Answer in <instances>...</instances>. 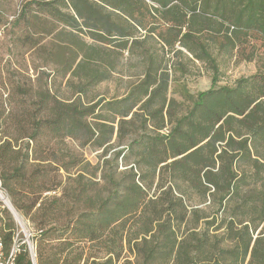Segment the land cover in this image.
<instances>
[{
	"label": "trees",
	"instance_id": "trees-1",
	"mask_svg": "<svg viewBox=\"0 0 264 264\" xmlns=\"http://www.w3.org/2000/svg\"><path fill=\"white\" fill-rule=\"evenodd\" d=\"M12 25L72 91L0 94V182L33 212L36 264H264V73L187 95L186 110L169 97L182 58L209 65L214 85V49L264 39V0H27ZM124 52L141 68L124 96L89 99ZM0 222L8 253L14 228ZM14 264H32L25 245Z\"/></svg>",
	"mask_w": 264,
	"mask_h": 264
},
{
	"label": "rangeland",
	"instance_id": "rangeland-1",
	"mask_svg": "<svg viewBox=\"0 0 264 264\" xmlns=\"http://www.w3.org/2000/svg\"><path fill=\"white\" fill-rule=\"evenodd\" d=\"M27 0H0V94L3 99L6 97L5 89L10 90L11 86L15 84L32 87L34 91L47 84L52 93H56L61 89V94L64 96L72 95L71 90H65L64 85L66 78L59 77L53 72L54 66L45 59V55L30 49L29 42H22L24 37L29 34L23 25L13 27L14 19L20 14L24 4ZM42 36V35H41ZM38 38V36H33ZM86 42L90 39L85 37ZM51 36L42 37L39 39V45L49 44ZM187 55V53H185ZM213 55L216 59L219 73L217 80L212 85L213 75L209 69V65L196 61L187 55L188 60L181 59L182 63L187 67V74L185 76L176 73V79L171 84L169 89V97L181 102L183 110L190 106V101L187 95L195 97L199 92L207 91L214 86L218 87H235L237 82L242 78H247L257 73H264V39L256 34H251V38L246 43L238 45L232 53L226 54L225 52L214 49ZM126 52L123 53L121 65L118 67L117 72L113 73L112 77L103 83H100L95 88L91 89L87 96L92 98L99 96V98L112 99L121 98L126 93L131 82L135 80V74L141 70L140 66L136 67L138 58L134 56L131 61L127 59ZM135 65V67H134ZM43 72V75L41 74ZM3 94V95H2ZM70 153H74L78 158L85 159L92 166L99 161V156L102 150H97L91 146L80 147L79 144L72 140L65 141ZM116 146V142L113 143ZM50 151H54L56 155L65 153L64 147L61 145L50 144ZM122 148V146H121ZM49 151V153H50ZM91 171L90 168H88ZM71 172H75L73 169ZM58 179L65 176L63 171H60ZM54 174H52L53 176ZM63 180V179H62ZM0 194L5 198L10 206L21 217L27 221L28 228L34 233L38 228L31 222L30 215L25 216L18 210L12 198L7 191L3 189L0 182ZM53 196V192L45 193L43 196ZM198 201V200H197ZM196 201V202H197ZM0 218L4 219L6 223L11 225L14 229L21 227L15 223L11 212L8 210L4 201L0 197ZM1 225V222H0ZM35 250V237L32 240ZM75 247L79 245H74ZM85 245V256L90 254ZM126 253V251H124ZM66 256V255H65ZM64 257V256H63ZM133 260V258H132ZM36 264V262H35ZM80 264H85L84 261Z\"/></svg>",
	"mask_w": 264,
	"mask_h": 264
},
{
	"label": "built area",
	"instance_id": "built-area-1",
	"mask_svg": "<svg viewBox=\"0 0 264 264\" xmlns=\"http://www.w3.org/2000/svg\"><path fill=\"white\" fill-rule=\"evenodd\" d=\"M17 213V212H16ZM18 218H14L16 224H18L21 229H14L12 234V243L8 253H5L3 242L0 238V264H14V256L18 252L20 245H25L32 264H35V250L32 243L35 237V232L33 233L27 226V221L17 213Z\"/></svg>",
	"mask_w": 264,
	"mask_h": 264
},
{
	"label": "bare ground",
	"instance_id": "bare-ground-1",
	"mask_svg": "<svg viewBox=\"0 0 264 264\" xmlns=\"http://www.w3.org/2000/svg\"><path fill=\"white\" fill-rule=\"evenodd\" d=\"M1 199L4 201L5 205L7 206L8 210L11 212L12 216H14L15 218H18L17 213L15 212V210L10 206L9 202L2 197V195L0 194Z\"/></svg>",
	"mask_w": 264,
	"mask_h": 264
}]
</instances>
